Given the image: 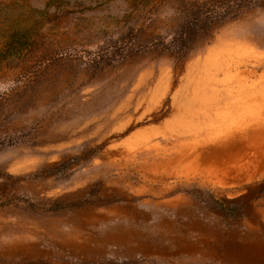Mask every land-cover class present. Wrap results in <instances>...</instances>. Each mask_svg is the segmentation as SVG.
<instances>
[{
    "label": "rangeland",
    "instance_id": "rangeland-1",
    "mask_svg": "<svg viewBox=\"0 0 264 264\" xmlns=\"http://www.w3.org/2000/svg\"><path fill=\"white\" fill-rule=\"evenodd\" d=\"M0 264H264V0H0Z\"/></svg>",
    "mask_w": 264,
    "mask_h": 264
},
{
    "label": "trees",
    "instance_id": "trees-1",
    "mask_svg": "<svg viewBox=\"0 0 264 264\" xmlns=\"http://www.w3.org/2000/svg\"><path fill=\"white\" fill-rule=\"evenodd\" d=\"M216 25H208V28H204V29H202V31H201V36H200V38H198V39H201V38H207L208 36H210V34H211V32L212 31H210V30H213V28L215 27ZM189 47L191 48V44H189Z\"/></svg>",
    "mask_w": 264,
    "mask_h": 264
}]
</instances>
